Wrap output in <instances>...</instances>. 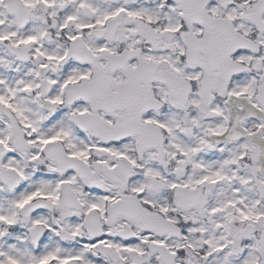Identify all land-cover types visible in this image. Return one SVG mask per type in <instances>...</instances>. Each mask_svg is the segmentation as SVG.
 I'll list each match as a JSON object with an SVG mask.
<instances>
[{
    "label": "snow or ice",
    "instance_id": "obj_1",
    "mask_svg": "<svg viewBox=\"0 0 264 264\" xmlns=\"http://www.w3.org/2000/svg\"><path fill=\"white\" fill-rule=\"evenodd\" d=\"M0 264H264V0H0Z\"/></svg>",
    "mask_w": 264,
    "mask_h": 264
}]
</instances>
